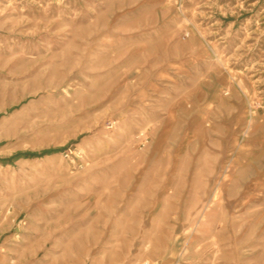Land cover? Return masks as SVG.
<instances>
[{
    "label": "rangeland",
    "instance_id": "rangeland-1",
    "mask_svg": "<svg viewBox=\"0 0 264 264\" xmlns=\"http://www.w3.org/2000/svg\"><path fill=\"white\" fill-rule=\"evenodd\" d=\"M0 264H264V0H0Z\"/></svg>",
    "mask_w": 264,
    "mask_h": 264
},
{
    "label": "trees",
    "instance_id": "trees-1",
    "mask_svg": "<svg viewBox=\"0 0 264 264\" xmlns=\"http://www.w3.org/2000/svg\"><path fill=\"white\" fill-rule=\"evenodd\" d=\"M51 150L44 151L43 153H49ZM31 155H36V153H30Z\"/></svg>",
    "mask_w": 264,
    "mask_h": 264
}]
</instances>
